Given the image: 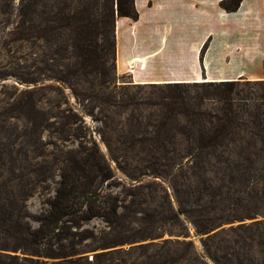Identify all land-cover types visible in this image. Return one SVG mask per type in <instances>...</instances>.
Returning <instances> with one entry per match:
<instances>
[{"label": "rangeland", "instance_id": "1", "mask_svg": "<svg viewBox=\"0 0 264 264\" xmlns=\"http://www.w3.org/2000/svg\"><path fill=\"white\" fill-rule=\"evenodd\" d=\"M103 4L0 0V191L25 231L57 192L70 205L0 264H264V79L223 100L217 81L132 83L110 55L83 69L71 17Z\"/></svg>", "mask_w": 264, "mask_h": 264}, {"label": "crops", "instance_id": "2", "mask_svg": "<svg viewBox=\"0 0 264 264\" xmlns=\"http://www.w3.org/2000/svg\"><path fill=\"white\" fill-rule=\"evenodd\" d=\"M134 0L138 18L116 41V70L135 84L264 79V0Z\"/></svg>", "mask_w": 264, "mask_h": 264}, {"label": "trees", "instance_id": "3", "mask_svg": "<svg viewBox=\"0 0 264 264\" xmlns=\"http://www.w3.org/2000/svg\"><path fill=\"white\" fill-rule=\"evenodd\" d=\"M241 0H221L220 6L226 11H233L239 7ZM139 14L135 8L134 0H104L101 12L94 16L86 15L80 20L72 15L70 29L74 33V47L78 50V56L83 69L91 66L92 62H96L99 69H103L107 57L110 55L115 65L116 59V34L115 22L119 17H128L136 20ZM101 38V42H98ZM201 82V81H199ZM235 80L208 82L209 86L217 85L220 88L221 98L230 100V94L234 89ZM184 83H165L167 87H177ZM202 84H205L204 82ZM172 93H175L173 90ZM174 95V94H173ZM171 95V97L173 96ZM228 102V101H227ZM68 200L57 192L51 202L49 212L39 219L38 226L33 230H24L19 222L21 213L20 208L15 200H8L3 197L0 191V249L16 250L20 247H27L23 233H28L33 241L39 238H45L53 231V223L61 219L69 213ZM99 210L92 206L81 209L82 219L92 218L99 215ZM12 240L13 243H9ZM37 255L41 254L38 249H32ZM50 255L51 253H47ZM7 259L15 260L16 255L7 254ZM1 263V260H0Z\"/></svg>", "mask_w": 264, "mask_h": 264}, {"label": "bare ground", "instance_id": "4", "mask_svg": "<svg viewBox=\"0 0 264 264\" xmlns=\"http://www.w3.org/2000/svg\"><path fill=\"white\" fill-rule=\"evenodd\" d=\"M203 80H206V79H202L201 81H203ZM198 81H200V80H198Z\"/></svg>", "mask_w": 264, "mask_h": 264}]
</instances>
